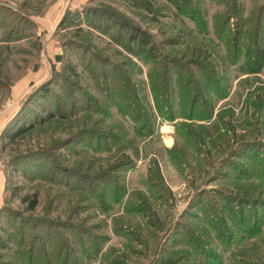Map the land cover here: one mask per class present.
<instances>
[{
    "label": "rangeland",
    "instance_id": "obj_1",
    "mask_svg": "<svg viewBox=\"0 0 264 264\" xmlns=\"http://www.w3.org/2000/svg\"><path fill=\"white\" fill-rule=\"evenodd\" d=\"M174 1L0 0V264H264V0Z\"/></svg>",
    "mask_w": 264,
    "mask_h": 264
},
{
    "label": "trees",
    "instance_id": "obj_2",
    "mask_svg": "<svg viewBox=\"0 0 264 264\" xmlns=\"http://www.w3.org/2000/svg\"><path fill=\"white\" fill-rule=\"evenodd\" d=\"M138 1H140V0H138ZM170 1H173V2H175L174 0H170ZM186 1V0H185ZM68 17V16H67ZM67 17H65L64 19H63V24L65 23V21H66V19H67ZM62 24V25H63ZM120 24V29L123 31V29L124 28H126L124 31H129L130 32V39H133V40H138L139 41V45H140V47L144 50V46H146V45H149L150 44V42H149V38L147 37H145V36H143V37H141L140 39H139V36L141 35V30H139V29H136V28H134V27H132L131 25H129V26H126V25H123L122 24V22H120L119 23ZM150 50H151V47H150ZM150 52V51H149ZM153 58H156V55H153ZM166 64H170V61H168ZM168 72L170 71V69H169V67L168 68H166V67H164ZM49 84L50 83H48L47 85L49 86ZM169 84H170V80L168 81V83H167V85L169 86ZM189 85V84H188ZM170 87V86H169ZM43 88V87H42ZM43 94H46L47 92H48V89H46V88H43ZM171 92V91H170ZM159 96V95H158ZM168 96H170V93H168ZM200 98H201V94H198V95H195V96H190V98L188 97L185 101H186V104L189 106V112H190V114H191V117H193L194 116V114L197 112V109H196V106H197V104L199 103V100H200ZM30 101H31V99L30 98H28V99H26L25 101H24V103L22 104V107L15 113V115L12 117V119L10 120V122L7 124V126L3 129V132L0 134V138H1V136H2V138L3 137H5L6 135H7V130H8V128L9 127H11V126H13V124L14 125H16V127L18 128L14 133H12L11 134V136H7V137H9L11 140H14L15 138H17V137H19V136H22V135H24V134H26L27 132H29L31 129H33L34 128V124L35 123H28V124H26V125H22L21 123H20V120L22 119V116L25 114V112L27 111V108H29L28 107V105H30L29 103H30ZM264 101V100H263ZM162 103L159 101V99H157V106H158V108H159V110H161V112H164L165 114H166V116H168L169 118L170 117H175V115H174V113L172 112L170 115L167 113V111H166V109L165 108H167V105H161ZM168 104V103H167ZM169 106H171L170 104H168ZM172 107V106H171ZM169 108V107H168ZM173 108V107H172ZM170 109V108H169ZM137 115L139 116V117H141V115H140V113H139V111L137 110ZM56 116H60V115H58V114H56V113H50L49 115H46V116H44V117H42L41 118V122H46V121H49V120H52L53 118H55ZM61 116H67V115H61ZM143 116V115H142ZM200 116V115H199ZM22 125V127H20L19 128V126H21ZM14 127V126H13ZM208 131V130H207ZM9 133V132H8ZM1 145H2V143H0V148H1ZM4 147H5V145H3V148H2V150L4 149ZM1 150V149H0ZM7 186H6V190H5V198H6V194H7ZM37 204H38V199L36 198V199H33L32 200V206H33V208H36V206H37ZM7 206H6V203L4 202V204H3V206L1 207V209H0V215L2 214V212H3V210L6 208Z\"/></svg>",
    "mask_w": 264,
    "mask_h": 264
},
{
    "label": "crops",
    "instance_id": "obj_3",
    "mask_svg": "<svg viewBox=\"0 0 264 264\" xmlns=\"http://www.w3.org/2000/svg\"><path fill=\"white\" fill-rule=\"evenodd\" d=\"M6 186H7V175L4 169L0 167V209L5 202Z\"/></svg>",
    "mask_w": 264,
    "mask_h": 264
},
{
    "label": "built area",
    "instance_id": "obj_4",
    "mask_svg": "<svg viewBox=\"0 0 264 264\" xmlns=\"http://www.w3.org/2000/svg\"><path fill=\"white\" fill-rule=\"evenodd\" d=\"M162 131H168V130H162Z\"/></svg>",
    "mask_w": 264,
    "mask_h": 264
}]
</instances>
